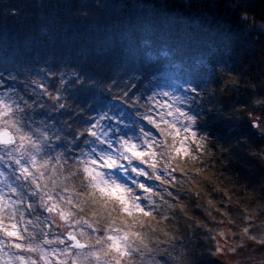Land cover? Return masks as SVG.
Segmentation results:
<instances>
[{
  "label": "clouds",
  "instance_id": "9594fccd",
  "mask_svg": "<svg viewBox=\"0 0 264 264\" xmlns=\"http://www.w3.org/2000/svg\"><path fill=\"white\" fill-rule=\"evenodd\" d=\"M97 71L51 53L0 68V264H264V176L250 184L229 163L243 148L264 169V141L223 144L200 127L215 106L264 137V78L244 84L218 65L220 83L201 88L190 76L153 85ZM80 85L123 107L88 112L92 102L72 96ZM230 95L244 102L216 103Z\"/></svg>",
  "mask_w": 264,
  "mask_h": 264
},
{
  "label": "trees",
  "instance_id": "16d2710c",
  "mask_svg": "<svg viewBox=\"0 0 264 264\" xmlns=\"http://www.w3.org/2000/svg\"><path fill=\"white\" fill-rule=\"evenodd\" d=\"M13 8L19 9L17 15L11 14ZM77 8H87L89 15L73 14ZM241 11L250 18H242ZM261 19L264 0H0V68L42 63L51 53L77 64L89 77L109 66L123 68L125 74L154 76L156 85L166 67L178 65L201 72V88H207L220 83L219 65L250 84L264 78V29L257 23ZM72 96L82 104L90 100V113L96 102L111 101L96 88L83 85ZM228 101L243 103L244 95L238 100L233 95L227 100L218 96L216 103L227 108ZM213 102L209 96L207 103ZM200 127L223 144L239 136H248L254 143L264 141L247 121L228 120L215 106ZM230 151L238 158L229 161L230 168L239 170L241 178L253 184L264 176V169L243 148ZM241 162L252 165L251 170ZM193 211L212 223L200 209ZM201 264H210L209 258Z\"/></svg>",
  "mask_w": 264,
  "mask_h": 264
},
{
  "label": "rangeland",
  "instance_id": "374dc122",
  "mask_svg": "<svg viewBox=\"0 0 264 264\" xmlns=\"http://www.w3.org/2000/svg\"><path fill=\"white\" fill-rule=\"evenodd\" d=\"M200 61H202V60H200ZM2 64L3 63H0V65H2ZM174 76L179 77V78L190 76L192 78L193 83L197 84L199 87L204 86V80H203L204 75L201 74V72H199L198 70H195V69L183 68V67H180L178 65H171V66L166 67V69L160 74V76H158L157 84L170 83L171 78ZM198 106L199 105L194 104V106L191 110L198 114L199 113L198 112ZM94 107H93L94 110H92V112L102 111L104 109H111L113 112H115L117 110H120L123 106L119 105V104H115L111 101H102V102L99 101V102H96ZM123 118L125 120H132L133 119L131 114L128 113L127 110H125ZM86 123H87V121H86ZM134 131H135V125L134 124L131 127L121 128L122 133L134 132ZM77 146H79V145H77ZM209 260H210V264H216L215 261H213L211 259H209Z\"/></svg>",
  "mask_w": 264,
  "mask_h": 264
},
{
  "label": "water",
  "instance_id": "95a60500",
  "mask_svg": "<svg viewBox=\"0 0 264 264\" xmlns=\"http://www.w3.org/2000/svg\"><path fill=\"white\" fill-rule=\"evenodd\" d=\"M264 29V27H262Z\"/></svg>",
  "mask_w": 264,
  "mask_h": 264
}]
</instances>
